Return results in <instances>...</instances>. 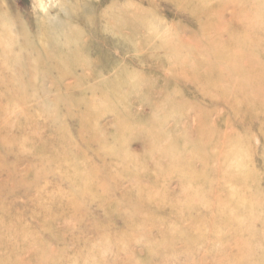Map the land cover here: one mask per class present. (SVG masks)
<instances>
[{
	"label": "rangeland",
	"instance_id": "1",
	"mask_svg": "<svg viewBox=\"0 0 264 264\" xmlns=\"http://www.w3.org/2000/svg\"><path fill=\"white\" fill-rule=\"evenodd\" d=\"M0 264H264V0H0Z\"/></svg>",
	"mask_w": 264,
	"mask_h": 264
}]
</instances>
